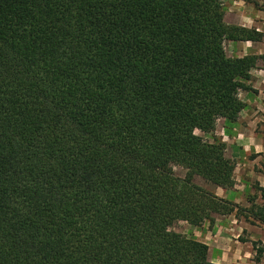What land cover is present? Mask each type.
<instances>
[{
    "label": "trees",
    "instance_id": "trees-1",
    "mask_svg": "<svg viewBox=\"0 0 264 264\" xmlns=\"http://www.w3.org/2000/svg\"><path fill=\"white\" fill-rule=\"evenodd\" d=\"M225 1L0 0V264H215L170 228L264 224V186L243 209L195 183L235 187L215 132L261 59L228 57L264 34Z\"/></svg>",
    "mask_w": 264,
    "mask_h": 264
},
{
    "label": "rangeland",
    "instance_id": "rangeland-1",
    "mask_svg": "<svg viewBox=\"0 0 264 264\" xmlns=\"http://www.w3.org/2000/svg\"><path fill=\"white\" fill-rule=\"evenodd\" d=\"M255 1L261 5L264 4L263 0ZM256 7L258 9L263 8L260 5ZM225 50L230 58L242 56L233 51L228 41L225 43ZM259 57L261 58L258 63L259 68L264 69V54ZM251 86L253 88L252 84ZM257 88V91L252 89V92H249L250 95L256 94L259 105L255 107L254 133H250L251 140L245 137L241 139V142L239 139L237 140L240 144L242 142L247 144L250 149L245 154L240 147L241 155L235 154L231 159L236 163L237 167L235 171L236 185L229 190L232 195V200L230 201L243 209L250 208L251 200L254 198H257V205L260 206L262 204L257 189L260 186H264V83L260 82ZM248 106L246 104V109ZM226 126L224 128V122L219 120L215 136L227 145L226 156L230 159L233 153L229 146V141L225 138V133H229L228 127H233L227 123ZM196 134L205 138L208 142L212 141L211 136H205L201 132ZM175 172L180 178L186 176V171L182 168H176ZM195 183L208 191H212L209 187L216 188L199 177L195 178ZM215 220V224L204 223L201 227H194L186 222H178L174 227L170 228V231L183 234L188 238L197 239L199 242L206 244L209 247V260L212 263L257 264L255 262L254 244L264 248V224L241 211L238 216H216ZM261 264H264V259Z\"/></svg>",
    "mask_w": 264,
    "mask_h": 264
},
{
    "label": "crops",
    "instance_id": "crops-1",
    "mask_svg": "<svg viewBox=\"0 0 264 264\" xmlns=\"http://www.w3.org/2000/svg\"><path fill=\"white\" fill-rule=\"evenodd\" d=\"M225 4V22L228 25L243 27L251 30L254 29L264 34V8L258 9L254 3H247L243 0L227 1L225 2ZM228 43L236 54L242 55L238 58H243L249 55L260 56L264 54V40L259 43L232 41H228ZM251 76V84L253 85V89L257 91L258 84L260 82L264 83V69L259 68V65H257V67L252 71ZM240 98L244 103L249 106L245 111L241 113L238 122L232 125L233 128L228 127L229 133H225V138L229 141V146L233 153L230 159H232L235 154L241 155V148L243 149L245 154L248 153V149L250 148L247 146V144L243 142L240 144L237 140L239 139V141L241 142V139L244 137L251 140L250 133H254L253 128L255 126L256 121L255 107L259 106L256 94L250 95L249 93L244 92L241 93ZM221 121L224 122V128L227 127L225 120ZM225 142L228 143L226 140ZM209 189L212 190L210 192L214 193L222 199L229 201L232 200V195L227 190H223L218 187H209Z\"/></svg>",
    "mask_w": 264,
    "mask_h": 264
}]
</instances>
